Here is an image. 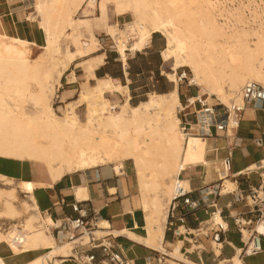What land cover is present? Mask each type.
Listing matches in <instances>:
<instances>
[{
	"label": "bare ground",
	"instance_id": "6f19581e",
	"mask_svg": "<svg viewBox=\"0 0 264 264\" xmlns=\"http://www.w3.org/2000/svg\"><path fill=\"white\" fill-rule=\"evenodd\" d=\"M24 1L33 8L26 19L35 21L43 41L37 45L0 32V157L42 163L52 181L66 173L108 164L118 173L123 161L129 159L147 212V236L141 237L125 229L112 231V234L126 233L130 238L160 250L168 264H202L182 252L181 239L169 250L162 244L168 207L176 187L188 189L177 175L187 166L208 164L204 158L205 150L213 146L212 139L194 135L192 131L185 135L182 131L177 116V107L181 104L176 71L188 67L192 80L200 87L199 95L206 94L208 102L211 103L209 99L213 97L214 101L227 106L241 105L238 93L242 85L254 81L264 86L262 13L254 10L248 14L243 3L225 4L232 0ZM108 3L114 5L117 16L131 13L132 20L123 23V28L117 23H106ZM79 10L80 15L76 16ZM257 19L258 23L254 24ZM96 21L104 23L123 65L127 50L130 53L139 51L149 44L153 33H160L164 38V46L159 51L161 59L172 61V72L163 71L174 83L172 88L167 92L151 91L146 99L132 105L127 85L109 75L96 77L93 70L103 64L104 52H97L98 40L92 32L85 36L76 29L79 25L91 28ZM62 38H68L74 49L66 46L62 51ZM28 46H37L41 52L30 57ZM73 61L77 66L83 65L86 78H94L95 83L81 86L77 98L60 107L61 115H57L51 99L60 86V76ZM106 92L122 94L123 100L113 105L105 96ZM193 100L190 97V101ZM24 102H29L31 110L24 107ZM83 104L85 118L81 121L75 109ZM233 114L231 111L229 135L236 122ZM189 127L195 126L189 124ZM257 163L264 182V157ZM217 167L218 176L223 178L220 192L234 190L235 183L227 176L228 167L221 163ZM0 183L4 186L0 187V220L13 222L7 229L0 227V245L4 244L14 256L43 250L18 264H60L61 258L76 255L74 247L87 244L91 239L101 240L106 233L104 228L108 223L101 220L97 225L98 219L91 231L80 227L76 235L61 228V219L48 226L34 214L33 205L17 194L21 192L24 197H30V181L14 180L13 176L0 172ZM80 188L75 189L77 197H85V191ZM80 190L84 191L83 195L78 194ZM163 196L166 197L164 205L161 202ZM207 219L204 224L208 229L219 225L226 228L219 209ZM253 226L259 233L264 230L261 222ZM182 227L178 222L173 233H185L186 229ZM52 228H58L57 236L52 233ZM190 241L191 247L187 251L191 252L196 244L192 239ZM241 241L245 248L233 246L234 252L230 256L220 257L222 244L212 238L210 247L217 258L216 264H244L242 251L251 255L253 247L244 227ZM103 262L107 264L105 260ZM0 264H6L1 253Z\"/></svg>",
	"mask_w": 264,
	"mask_h": 264
},
{
	"label": "crops",
	"instance_id": "0c3cea01",
	"mask_svg": "<svg viewBox=\"0 0 264 264\" xmlns=\"http://www.w3.org/2000/svg\"><path fill=\"white\" fill-rule=\"evenodd\" d=\"M12 19L13 15L9 3L7 0H0V32L5 33L6 35L15 33V35L20 37L18 34L22 35L23 25H19V22L16 23ZM150 42L151 44L154 43L153 35L151 36ZM145 48H148V46ZM104 65L101 64L94 68L93 73L96 77L108 75L105 74L104 71H99ZM82 68L84 70L83 65ZM80 78L81 75L76 76L71 70L69 79L66 78V80L63 81L64 79L61 77V82L65 84V89H75L76 85H79L83 81V79L80 80ZM113 79L118 80V78ZM89 81H94L95 83L94 78H86V80L80 84V87L83 85L89 86ZM106 93L108 95H122L116 92ZM78 107H76V109ZM76 115L79 118L77 113ZM232 132L233 136L231 137H225L224 135H214L210 136L211 138L205 137L207 140H213V146L210 148L207 147L204 154V158L208 161L209 165L207 163L190 165L184 169L183 173L177 175L180 183L183 186L188 187V189H185V193L190 199H199L200 196L204 194L203 187L217 181L219 169L216 170V166H220L221 160L226 156L228 148L231 149L228 177L235 183V192L246 194L250 187H256L258 185H261L264 190V182H262L263 179L260 175L261 170H259V164L257 163V161L264 157V144L261 147H257L253 142L254 139L260 138L264 143V102L247 106L241 115L237 128L232 130ZM232 143H235L236 145L232 146ZM0 159L1 173L3 172L14 178L27 180L32 183L30 195L37 208L41 212L43 211L49 214L45 215L44 218L48 221L50 220L51 223L57 219L64 221L67 217L76 216V213L70 208V204L74 202L89 208V212L94 211L95 216L98 219L97 225L101 220H105L108 223V227L104 228L106 233L103 234L104 236L101 237V240L93 242L92 246L88 245L81 250L84 253H94L95 259L91 264H105L102 262L104 260L107 261V264H110L108 257L102 256L101 248L99 246L103 243L109 244V251L119 256L121 264H147L148 262L151 264H168L166 262L167 257H165L160 250L151 248L142 242L140 243L139 241L130 238L126 233L120 232L116 235L112 234V231H121L122 229H125L141 237L147 236L145 220L147 212L143 208L140 189L131 163L129 165L124 160L118 173L115 172L113 165L108 164L93 167L91 169L66 173L58 180L52 181L42 163L37 161L22 162L2 157H0ZM29 163L36 164L33 166H37V163L42 164L44 167L43 172L39 174H31ZM76 188H83L85 192L80 190L81 192H78V194L80 193L83 195L84 192L85 197H77ZM149 195H151V192ZM180 201L181 199H179V202ZM161 202L163 205L166 203L165 196H163ZM215 209H219L222 216L228 217L229 220L232 221L228 216V212L242 210L243 202H234L232 194L229 193L217 197L209 195L206 197L205 205H201L194 210L182 209L177 211L178 215L180 213L183 214V223L178 219L173 218V225L170 226L168 224L169 218H167L166 224L163 228L162 244L164 248L167 250L171 249L176 241L181 239L182 245L180 248L185 255L188 253V255H186L188 258L190 257V254L192 255L191 252H193L196 247L204 248L202 243L197 244L195 242H201V234L205 237L208 236L206 231L208 228H201V230H197V228L201 224L202 226H205L204 223L208 220L207 217H209ZM225 221L227 222L228 230V220ZM178 222L181 223L183 229H186L185 233H173L174 226L175 224L178 225ZM205 233H207V235H205ZM191 239L196 244V247L190 252L187 251V248L191 247ZM210 240V238L207 239L209 248H211ZM241 243H243L241 238L239 239L237 236L229 233H227L226 236H223V241L221 242L222 245L228 244L232 249L233 246H240ZM95 244H97V246ZM0 252H2L4 259L14 256L8 252V249L1 246ZM197 254L198 256L200 255L199 252ZM194 257L195 255L193 254V258ZM18 263L20 262L13 261L10 264ZM60 264L80 263H76L72 256H67L61 258Z\"/></svg>",
	"mask_w": 264,
	"mask_h": 264
},
{
	"label": "rangeland",
	"instance_id": "374dc122",
	"mask_svg": "<svg viewBox=\"0 0 264 264\" xmlns=\"http://www.w3.org/2000/svg\"><path fill=\"white\" fill-rule=\"evenodd\" d=\"M7 2L9 3L12 11V15H13L12 20L16 23L19 22V25H23V31L21 33L22 35L18 34L20 36L19 38L25 39L28 42H34L37 45L42 44L43 35L41 30L38 28L35 21L26 19L29 13L33 11V8L30 5H27L24 0H7ZM106 8H107V18L105 19L106 23L109 24L117 23L120 28H123L122 26L123 23L126 24L125 22L132 20L131 13L117 16L115 14L114 5L112 3H108ZM96 11H97L96 15L98 16V10ZM79 13L80 10L76 13V16H79L80 15ZM81 18H85V17H81ZM76 29L81 31L85 36H88L89 32H92L96 36L98 40L97 52H104L105 54L104 63H103V65L104 64L105 65L99 71H104L105 74H108L112 77L116 75L117 76L116 78H118V81L120 83L127 85L128 93L130 94V99H129L130 104L133 105L137 103L139 100L146 99L147 94L151 91L167 92L170 88H172L174 83L171 82L163 73V71L172 72L170 67L172 61L171 59L167 61L161 59L159 51L164 45V38L160 33L157 32L152 34L154 43L151 44V42H149V44L147 45L148 48H145L146 47L145 46L139 51H135L134 53H130L127 50L125 52L126 63L125 66H123V63L119 60V55L115 50L116 49L115 45L112 42L110 35L107 34L106 29L104 28V23L96 21V23H94L91 28H87L84 27L83 25H79L78 28ZM8 36L18 37L17 35H15V33ZM66 46H68L71 50L74 49V47L70 44L68 38H62L60 42L61 50L64 51ZM28 48L30 50V57H34L41 52V49L37 46H28ZM71 70L74 72V74H76V76L81 75L80 80L83 79L81 83H83L86 80V74L84 73L82 66H77L74 61L70 63L68 70L62 73V75L60 76L61 84L57 88L56 92L54 93L51 99V104L54 107L57 115H61L60 107L64 106L66 102L72 100L73 98H77L78 89L81 83L79 85H76L75 89H65L66 88L65 84L61 82V77L64 79L63 81H65L66 78L69 79ZM176 72H177L176 74L177 93L180 104L182 106V104L184 103V97L199 95L200 87L192 80L193 78L192 72L188 67H180L177 69ZM182 72H185V75H183ZM88 84L92 85L94 84V81H89ZM200 95H203L205 97L207 96L206 94H200ZM105 96H107V98L110 100V103L113 105L123 100V96L118 94L108 95L107 93H105ZM209 100L212 102L215 99L212 97ZM181 106L177 107V111ZM24 107L27 110H31L29 102H24ZM187 110L193 111L194 108L190 106L187 108ZM76 113L79 115V120L83 121L85 118V105L83 104L82 106L78 107L76 109ZM177 116L179 117L178 112H177ZM193 117H194V113L190 114V120H192ZM125 161L127 164L130 165L131 162L129 159ZM31 163H29L31 174H39L43 172L44 167L42 166V164L37 163V166H33L36 164H31ZM17 179L19 178H14V180ZM0 187H4V186L1 185L0 183ZM17 194L20 198L27 200L28 203L33 205V207L35 208V210H33L35 215H37L40 219H42L48 226L51 225V221L50 220L48 221L47 219L44 218L46 215L45 212L43 211L41 212L37 208L32 196L29 197L28 195H26L24 197L23 194L21 193H17ZM223 219L228 220V230H226L224 234L220 236L219 240L222 242L223 236H226L227 233L233 234L234 236H237L240 239V234L236 231L233 222L229 220L228 217H225ZM12 223L13 222L10 220L2 219L0 220V227L1 229H7L8 226ZM199 226L204 229L207 227V225L202 226V224ZM93 228L94 225L93 227L89 225L86 226V229L88 231H91ZM213 229H216V226L213 227ZM206 231L208 233V236L205 237L201 234L200 235L201 242L200 241L195 242L197 244L202 243L204 245V248H197V249L195 248L193 252H191L192 255L191 254L189 255L190 256L189 259L191 258L192 260H195L202 264L203 263L216 264L217 258L214 256L213 251L211 250V248H209L207 243V239L213 238L212 230L207 229ZM52 233L55 236H57L56 230H52ZM88 245L89 243L84 245H77L76 247H74L73 251L74 252L77 251L79 254H81L82 248ZM0 246L7 249V247L4 244ZM240 246L245 248L243 243H241ZM42 251L43 250L37 252H42ZM8 252L10 253L9 250ZM37 252L15 255L13 257L10 256L8 259L5 258V263L10 264L13 261L21 262L26 258L33 256V254ZM198 252L200 254L199 255L200 257L197 254ZM233 252L234 250L228 244H223L221 247L220 257H228ZM0 253L2 254V252ZM193 254L195 255L194 258H193ZM186 255H188V253ZM241 257L245 264H264V250L251 255H246L245 252L242 251Z\"/></svg>",
	"mask_w": 264,
	"mask_h": 264
},
{
	"label": "built area",
	"instance_id": "2783aa9c",
	"mask_svg": "<svg viewBox=\"0 0 264 264\" xmlns=\"http://www.w3.org/2000/svg\"><path fill=\"white\" fill-rule=\"evenodd\" d=\"M238 3H243L245 11L248 14L254 10H258L262 13V17H264V0H232L225 2V4L229 6ZM255 23H258V19L254 21V24ZM238 96L240 98L241 105L233 103L231 106H227L217 100L210 103L207 101V97L203 95L190 96L194 98L193 101H190L189 96L185 97L184 103L177 111L182 131L185 135H188L190 133L189 131H192L191 133L194 135H198L203 138L214 135H224L225 137L233 136V133L230 135L227 133L231 111L234 113L233 117L236 121L235 125L231 127V129L234 130L237 128L241 115L247 106L264 102V86L254 81L247 82L240 88ZM190 106L194 108L193 111L187 110ZM197 112L200 114L199 118H197ZM192 113H194V117L190 120V114ZM189 124H193L195 127L190 129ZM253 142L257 147H261L264 144L260 138L254 139ZM235 145V143H232V146ZM230 160L231 149L228 148L226 156L221 160V165H223V167H228V171L230 169ZM222 180L223 178L218 176L217 181H214L212 184L205 185L203 187L204 194L201 195L199 199H190L186 196L185 190L181 186H177L175 194L171 198V202L168 207V223L171 224L173 218H176L183 223V214L180 213L178 215L177 211L182 209L194 210L201 205L206 204L207 196L211 195L213 197H217L222 195L223 193L220 192ZM228 193L232 194L234 202H243L242 210L228 212V216L232 219L235 229L240 234V238L242 227H244L249 232V241L253 243V247L251 249L252 254L263 251L264 230L259 233L253 226L256 222H261L264 225V190L262 189V186L258 185L256 187H250L246 194H242V192H235V190ZM179 199H181L180 202ZM70 208L76 213V216L65 218L61 225L63 230L72 231L73 235H75L79 234L80 227L86 228L88 225L91 227H93V225L95 226V220L97 218L94 211L89 212V208L84 207L77 202L71 203ZM222 218L225 217L222 216ZM72 222L75 223L73 226L71 224ZM197 229H200V226ZM52 230H56L58 233V228H52ZM210 230H212L213 238L215 240H219L220 236L227 230V222L226 228H222L219 225L216 229L212 228ZM98 241L100 240L91 239L89 245L92 246L93 242ZM95 245L97 246V244ZM99 247L101 248L102 256L108 257L110 264H121L119 256L109 251V244L103 243ZM75 254L76 255H73L72 257L76 263L91 264L95 259L94 253L91 252L84 253L82 251V253L79 254L76 251Z\"/></svg>",
	"mask_w": 264,
	"mask_h": 264
},
{
	"label": "trees",
	"instance_id": "16d2710c",
	"mask_svg": "<svg viewBox=\"0 0 264 264\" xmlns=\"http://www.w3.org/2000/svg\"><path fill=\"white\" fill-rule=\"evenodd\" d=\"M128 71H129V69H128ZM97 74H98V72H97ZM98 75H99V74H98ZM111 77H112V76H111ZM113 77H114V78H116L117 76H116V75H114ZM158 92H160V91H158Z\"/></svg>",
	"mask_w": 264,
	"mask_h": 264
}]
</instances>
